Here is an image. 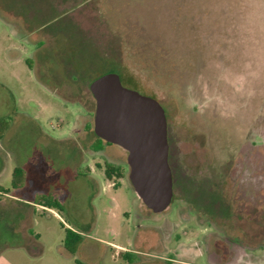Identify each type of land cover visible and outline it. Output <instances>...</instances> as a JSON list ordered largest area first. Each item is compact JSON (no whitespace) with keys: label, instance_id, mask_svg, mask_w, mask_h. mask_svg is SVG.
<instances>
[{"label":"rangeland","instance_id":"rangeland-1","mask_svg":"<svg viewBox=\"0 0 264 264\" xmlns=\"http://www.w3.org/2000/svg\"><path fill=\"white\" fill-rule=\"evenodd\" d=\"M103 72L154 95L168 134L184 138L165 211L137 196L127 150L93 134L90 80ZM199 131L207 135L204 154ZM253 150L264 158V0H0V186L8 191L0 195V264H205L186 253L197 241L178 214L186 188L201 186L200 161ZM108 164L122 176L107 177ZM16 167L23 172L15 175ZM207 175L208 207L233 208L223 195L232 185L226 172L212 166ZM259 210L264 203L252 212ZM259 217L253 226L247 211L239 218L249 223L239 233L255 246L254 264H264ZM174 218L171 235L156 243L153 226ZM69 229L82 237L75 253Z\"/></svg>","mask_w":264,"mask_h":264},{"label":"flooded vegetation","instance_id":"flooded-vegetation-1","mask_svg":"<svg viewBox=\"0 0 264 264\" xmlns=\"http://www.w3.org/2000/svg\"><path fill=\"white\" fill-rule=\"evenodd\" d=\"M150 96L155 97L154 95ZM191 132V130L188 131L190 135ZM198 134L199 139H197L195 136V139L198 141V148L203 149V154L207 153L208 148L204 144V141L207 143V135L206 133L200 131ZM183 142L184 138L183 136L180 137L179 133H176L175 131L169 132V164L173 178L172 200L175 198L174 165L178 167L179 163L182 161ZM252 145L256 146L257 144L252 143ZM231 150H234V147L231 148ZM242 153L243 156L240 159L237 158L236 160L232 159L225 162L223 159L219 160L218 158H215L211 162L212 164L210 163L216 171H220L221 173L226 172L227 175L225 178L232 182L230 191L226 190L227 188H224L223 195L228 194L226 195V198L231 200L230 202L233 204V208L226 207L221 209L216 207V203V206H214L212 203L209 205V207L206 204L205 198H207L206 194L208 192L206 190L210 191L214 185V183L211 181L212 179L207 175V170L212 168L211 165L209 166L207 159L200 161V171L202 164H204V167L202 170L203 175H201L200 181L198 182L201 185L198 188L199 190L197 187L189 188L187 186L186 188V204L184 207L178 209V214L185 222L187 229L189 228L187 233L191 234V236L196 233L197 241H189L187 243L189 248H193V251L191 250L186 253L188 257H191L193 260H195V257L197 256H205L208 264H240L244 262H247L248 264H254L252 261H250L252 254L250 249L255 248V246L249 244L248 241L245 243L239 232L246 233V228L249 226L250 222L253 226L255 221L257 219L259 220V216H264V210H259L258 213L255 211L254 213L252 212V209L256 208L257 205L264 203L261 200L264 195V158L261 160L256 158L255 150H253V152L245 151ZM189 154V157L188 155H186V157L188 159H193L195 150L192 146H190ZM227 162L230 163V166L227 165ZM187 167L188 164H185V175L190 179L193 178L194 183L196 181L193 177L194 173H189L190 171L187 169ZM207 182H209V186H207ZM222 187L223 186H221V188ZM202 189H205V195L202 194ZM203 199L205 200V203ZM246 211L247 215L251 216V220L248 219L249 223L245 228L244 225H240L239 218L241 217L242 213ZM174 224L175 218L173 221H168L160 225H154L153 232L155 236V242H160L159 240H161L162 234L167 236L168 234L171 235V232H173L172 227L174 228L175 226ZM175 241V239L172 240L169 245L173 246ZM170 246L167 245L169 248L167 251L168 254L173 252V254H176L175 249H171ZM185 263L200 264L191 260L190 262L185 261Z\"/></svg>","mask_w":264,"mask_h":264},{"label":"water","instance_id":"water-1","mask_svg":"<svg viewBox=\"0 0 264 264\" xmlns=\"http://www.w3.org/2000/svg\"><path fill=\"white\" fill-rule=\"evenodd\" d=\"M96 99L94 132L127 150L129 179L137 196L154 212L173 199L166 111L155 97L123 84L117 72L90 83Z\"/></svg>","mask_w":264,"mask_h":264},{"label":"trees","instance_id":"trees-1","mask_svg":"<svg viewBox=\"0 0 264 264\" xmlns=\"http://www.w3.org/2000/svg\"><path fill=\"white\" fill-rule=\"evenodd\" d=\"M103 73H105V72H103ZM103 73H101V74H103ZM100 76V75H99ZM96 77H98V76H96ZM96 77H93L90 81H92V80H94ZM132 78H131V80H132V82L135 84V85H137V86H139L138 84H137V81H136V79L133 77V76H131ZM121 80H122V78H121ZM96 135V134H95ZM96 137H97V142H98V140H100L101 142H103V141H105L106 143H108V144H110L111 142H108V141H106L105 139H103L102 137H100V136H97L96 135ZM100 149H102V146H100V145H97L96 147H95V150H100ZM122 168L118 165V166H116V165H113V164H108L107 166H106V170H105V172H106V175H107V177H109V178H111V177H113V176H122ZM23 171H22V169L20 168V167H16L15 168V171H14V174L16 175V174H20V173H22ZM6 192H8L5 188H3L2 186H0V195L2 194V193H6ZM43 205H47V204H43ZM49 207H52V206H49ZM82 240V237H81V235L80 234H78V233H76L75 231H73V230H71V229H69L68 230V232H67V237H66V245L69 247V250L72 252V253H75L76 252V249L74 248V243H76V242H79V241H81ZM72 245V246H71ZM76 264H85L83 261H81V260H76Z\"/></svg>","mask_w":264,"mask_h":264},{"label":"crops","instance_id":"crops-1","mask_svg":"<svg viewBox=\"0 0 264 264\" xmlns=\"http://www.w3.org/2000/svg\"><path fill=\"white\" fill-rule=\"evenodd\" d=\"M93 134H94V136H95V132L93 131ZM96 144V139H93V141H92V145H95Z\"/></svg>","mask_w":264,"mask_h":264}]
</instances>
